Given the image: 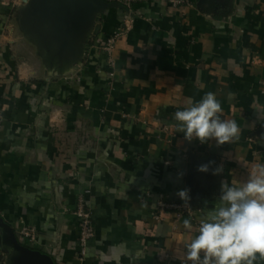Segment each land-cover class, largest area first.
<instances>
[{
  "label": "crops",
  "instance_id": "1",
  "mask_svg": "<svg viewBox=\"0 0 264 264\" xmlns=\"http://www.w3.org/2000/svg\"><path fill=\"white\" fill-rule=\"evenodd\" d=\"M263 79L264 0H138L129 15L107 0H0V264H191L222 181L264 164ZM209 91L240 127L231 143L177 131L175 112ZM183 189L192 212L158 216ZM80 193L95 226L84 255Z\"/></svg>",
  "mask_w": 264,
  "mask_h": 264
},
{
  "label": "clouds",
  "instance_id": "2",
  "mask_svg": "<svg viewBox=\"0 0 264 264\" xmlns=\"http://www.w3.org/2000/svg\"><path fill=\"white\" fill-rule=\"evenodd\" d=\"M222 112L216 94L209 91L199 102L175 112L177 131L189 141L231 143L239 138L240 127L233 119H221ZM197 170L207 172L209 164ZM256 170L242 186L222 181L219 203L207 212L198 234L185 246L191 264H253L257 253L264 258V164ZM189 191L183 189L177 195L187 202ZM183 224L188 230L193 227L190 219Z\"/></svg>",
  "mask_w": 264,
  "mask_h": 264
},
{
  "label": "built area",
  "instance_id": "3",
  "mask_svg": "<svg viewBox=\"0 0 264 264\" xmlns=\"http://www.w3.org/2000/svg\"><path fill=\"white\" fill-rule=\"evenodd\" d=\"M110 2H116L119 7H121L124 11H126L127 15L131 13L132 6L138 2V0H107ZM172 3L185 2L186 0H170ZM121 32L120 29L114 31L110 35H108L102 45L104 51V58L108 63L112 62V52L114 48V42L116 36ZM264 82V79H263ZM264 92V90H263ZM158 216H161L165 211H173L176 215L180 216L182 214H190L192 212V207L189 201L185 202L184 200H176V199H159L157 201ZM74 214L78 218V227H79V253L84 255L87 250V246L89 241L95 236V226H94V217L92 214V210L87 206L85 197L83 193H80L76 206L73 210ZM20 234L31 240H34L37 236V228L32 224H22L19 228Z\"/></svg>",
  "mask_w": 264,
  "mask_h": 264
},
{
  "label": "water",
  "instance_id": "4",
  "mask_svg": "<svg viewBox=\"0 0 264 264\" xmlns=\"http://www.w3.org/2000/svg\"><path fill=\"white\" fill-rule=\"evenodd\" d=\"M111 4H114V5H116V6H118V4L116 3V2H110Z\"/></svg>",
  "mask_w": 264,
  "mask_h": 264
}]
</instances>
